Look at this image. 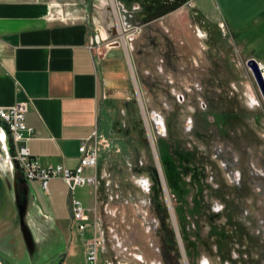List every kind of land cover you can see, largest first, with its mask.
I'll use <instances>...</instances> for the list:
<instances>
[{"label": "rangeland", "instance_id": "obj_1", "mask_svg": "<svg viewBox=\"0 0 264 264\" xmlns=\"http://www.w3.org/2000/svg\"><path fill=\"white\" fill-rule=\"evenodd\" d=\"M123 1L60 0L54 6L67 19L92 17L98 29L91 49L118 45L126 63L125 125L101 138L106 174L98 171L94 184L106 249L132 264H143L141 254L146 264H160L162 248L167 264H264V101L247 58L214 26V10L207 12L214 23L205 29L188 2L145 22L132 11L136 1ZM164 148L179 172V198L160 158ZM179 201L185 213L200 203L183 226ZM211 224L230 235L221 248L226 257L207 234ZM184 235L196 241L192 253Z\"/></svg>", "mask_w": 264, "mask_h": 264}, {"label": "crops", "instance_id": "obj_2", "mask_svg": "<svg viewBox=\"0 0 264 264\" xmlns=\"http://www.w3.org/2000/svg\"><path fill=\"white\" fill-rule=\"evenodd\" d=\"M59 1L0 0V107L25 104L33 163L73 170L82 139L94 130L113 137L118 133L115 128L124 127L131 93L119 46L102 52L91 49L98 29L94 19L65 18L54 10ZM133 1L137 6L132 11L145 22L165 18L178 10L180 2H188L205 29L214 23L207 14L214 10V26L229 33L242 56L255 58L264 68V0ZM123 2L130 5L132 0ZM138 5L144 9L138 10ZM11 152L7 127L0 121V249L15 264H85L84 242L93 237V223L101 224L97 187L86 184L73 191L85 215L80 234L71 221L66 183L51 179L43 190L37 180L25 179L15 163L5 161ZM105 158L100 150L96 171L104 175ZM85 171L92 173L90 168ZM20 205L26 233L20 224ZM106 246L103 239L98 264H132ZM140 261L146 264L142 254ZM0 264L6 262L0 259Z\"/></svg>", "mask_w": 264, "mask_h": 264}, {"label": "built area", "instance_id": "obj_3", "mask_svg": "<svg viewBox=\"0 0 264 264\" xmlns=\"http://www.w3.org/2000/svg\"><path fill=\"white\" fill-rule=\"evenodd\" d=\"M96 41L98 37L96 36ZM92 48V46H90ZM261 69L264 70L261 65ZM26 106L24 103L14 104L10 107H0V120L7 126L11 139L12 152L5 156V161L15 163L27 180H37L43 190H47V183L51 179H62L70 194L71 221L77 226L80 234L85 228L84 210L81 202L73 197V191L77 186L86 184L96 185L97 162L100 153L102 134L94 130L93 133L80 141L78 152L79 162L70 170L61 164L40 167L33 163L30 158L28 141L32 135V128L24 122ZM10 163V164H11ZM92 169V173H86V169ZM93 237L84 242L85 264H98L99 249L103 241V232L95 222Z\"/></svg>", "mask_w": 264, "mask_h": 264}, {"label": "flooded vegetation", "instance_id": "obj_4", "mask_svg": "<svg viewBox=\"0 0 264 264\" xmlns=\"http://www.w3.org/2000/svg\"><path fill=\"white\" fill-rule=\"evenodd\" d=\"M177 193H176V197L177 198H179L180 196H179V192H183L181 189H179V188H177V191H176ZM179 205L177 206V215H178V217L180 218V220H181V222H182V226L183 225H185V222L187 223V214H192V213H194L195 211L193 210L194 208H198V206H199V204L200 203H195L194 202V204H193V209L192 210H190V211H188L187 213H185L183 210H182V205L183 204H185V202L184 201H179ZM197 205V206H196ZM196 206V207H195ZM158 209H160V207H158ZM193 211V212H192ZM213 215H219V213L218 212H216L215 214H210V216L208 217L209 219V221L211 222L212 221V217H214ZM162 218V217H161ZM228 221V220H227ZM161 224H163V221H162V223ZM229 231H231V233L232 234H234V233H236V231H237V227H233L231 230H229ZM207 234L208 235H210V236H214L215 238H216V246H218L217 248L220 250V254H221V256L222 257H226V254H225V252H223V251H221V248H223L224 247V245H225V243L227 244V241H228V239H230L229 237H230V235L228 234V231L226 232V229H217L216 228V226L215 225H213V224H211L210 226H209V228H208V232H207ZM208 235H207V237H208ZM166 238V240H165V244L167 243L168 244V246L170 247V251H172L173 250V239H172V237L169 235V234H166V235H164ZM184 240H185V242H186V247H187V250H188V252L189 253H192L193 252V250L194 249H196V246H197V244H196V241H193L189 236L187 237V235H184ZM207 239L206 238H203V239H201V242H203V245H205L206 247H209L208 246V243H207V241H206ZM223 240V241H222ZM224 242V243H223ZM168 250V249H167ZM166 253H165V249L164 248H162L161 249V253H160V256H161V262H160V264H167L166 263ZM223 264H227V262L226 263H223Z\"/></svg>", "mask_w": 264, "mask_h": 264}, {"label": "water", "instance_id": "obj_5", "mask_svg": "<svg viewBox=\"0 0 264 264\" xmlns=\"http://www.w3.org/2000/svg\"><path fill=\"white\" fill-rule=\"evenodd\" d=\"M246 66L251 72L254 82L257 86V89L264 101V75L262 73V70L260 69V64L255 58L250 57L246 60ZM23 207H24L23 205L19 206V218H20V224L23 226V230L26 233V229L24 226V219H23ZM0 259L5 261L6 264H15L14 259L2 249H0Z\"/></svg>", "mask_w": 264, "mask_h": 264}, {"label": "trees", "instance_id": "obj_6", "mask_svg": "<svg viewBox=\"0 0 264 264\" xmlns=\"http://www.w3.org/2000/svg\"><path fill=\"white\" fill-rule=\"evenodd\" d=\"M160 158L162 159L164 165L167 167L166 176L169 178V180L172 182V184H176V186L178 188V185L180 183V181H179V179H180L179 172H178L177 168L172 166V159H171V157L169 155V152L167 151V148L166 149L164 148L161 151ZM175 193H177V192H175Z\"/></svg>", "mask_w": 264, "mask_h": 264}, {"label": "bare ground", "instance_id": "obj_7", "mask_svg": "<svg viewBox=\"0 0 264 264\" xmlns=\"http://www.w3.org/2000/svg\"><path fill=\"white\" fill-rule=\"evenodd\" d=\"M11 163V162H10ZM14 163V162H13ZM13 163H11V165H13ZM205 264H206V262H205Z\"/></svg>", "mask_w": 264, "mask_h": 264}]
</instances>
